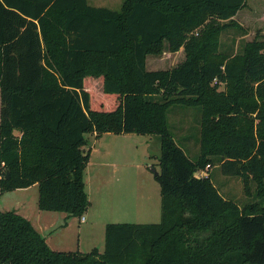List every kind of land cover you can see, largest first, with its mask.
Wrapping results in <instances>:
<instances>
[{
    "label": "trees",
    "instance_id": "obj_1",
    "mask_svg": "<svg viewBox=\"0 0 264 264\" xmlns=\"http://www.w3.org/2000/svg\"><path fill=\"white\" fill-rule=\"evenodd\" d=\"M244 3L0 0V190L35 183L40 209L81 217L88 136L160 139V221L108 222L104 251L82 253L52 249L27 218L0 210V264H264V38L221 52L215 36ZM180 47L173 67L146 68L148 55ZM171 105L200 109L195 158L168 127ZM214 165L241 179L242 205L219 192Z\"/></svg>",
    "mask_w": 264,
    "mask_h": 264
},
{
    "label": "rangeland",
    "instance_id": "obj_2",
    "mask_svg": "<svg viewBox=\"0 0 264 264\" xmlns=\"http://www.w3.org/2000/svg\"><path fill=\"white\" fill-rule=\"evenodd\" d=\"M88 3L118 9L122 0H88ZM233 18L236 25L222 27V21H216L220 26L215 33L219 51L235 52L246 41L264 38V0H245ZM202 33V27L190 31L195 38H202ZM184 56L183 47L175 52L164 49L159 54L148 55L145 65L147 69L170 68ZM101 87L98 79H92L88 88L92 93H99ZM222 89L221 83L218 90ZM100 97V93L95 94L94 100L104 102V106L111 101L110 97ZM199 119L197 106L171 105L167 110L168 127L175 141L192 158L199 153ZM88 139L92 140L90 136ZM93 143L91 163L84 171V181L87 175L85 189L90 200L83 212L85 222H81L78 215L69 214L63 219L65 212L40 209L35 183L0 190V210H14L27 218L51 248L82 253L94 248L98 253L104 251L105 224L108 222L160 221L159 182L154 176L159 168V136L108 133L101 139L95 138ZM194 174L204 176L205 171L197 170ZM211 174L224 197L240 205L247 200L240 178L225 176L218 165L212 167Z\"/></svg>",
    "mask_w": 264,
    "mask_h": 264
},
{
    "label": "crops",
    "instance_id": "obj_3",
    "mask_svg": "<svg viewBox=\"0 0 264 264\" xmlns=\"http://www.w3.org/2000/svg\"><path fill=\"white\" fill-rule=\"evenodd\" d=\"M108 133H110V132L103 133L101 136H99V137L97 138V140L103 138V135H104V134H108ZM117 134H123V133H117ZM90 137L92 138V140H91V141L89 140L88 145L85 146L86 148H90V157H89V162H88L87 165H86V168H87L88 165L91 163V161H90V158H92V151H91V148L94 147V143H95V142L93 143V140H95V138L93 137V135H91ZM85 182H87V175L85 176ZM86 192H87V194H88V196H89L88 191H86ZM89 201H90V200H89ZM108 211H109V210H108ZM105 214L107 215V210L105 211ZM82 216L84 217L83 220H81V217H79V220H80L81 222H85V221H86V216H85V215H82ZM66 217H67V215L64 214L63 219H66ZM52 249H53V248H52ZM56 250H58V249H56Z\"/></svg>",
    "mask_w": 264,
    "mask_h": 264
},
{
    "label": "built area",
    "instance_id": "obj_4",
    "mask_svg": "<svg viewBox=\"0 0 264 264\" xmlns=\"http://www.w3.org/2000/svg\"><path fill=\"white\" fill-rule=\"evenodd\" d=\"M83 218H84V217H83V216H81V220H83Z\"/></svg>",
    "mask_w": 264,
    "mask_h": 264
},
{
    "label": "water",
    "instance_id": "obj_5",
    "mask_svg": "<svg viewBox=\"0 0 264 264\" xmlns=\"http://www.w3.org/2000/svg\"><path fill=\"white\" fill-rule=\"evenodd\" d=\"M156 173V171L154 172V174Z\"/></svg>",
    "mask_w": 264,
    "mask_h": 264
}]
</instances>
